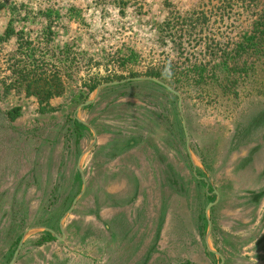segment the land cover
Wrapping results in <instances>:
<instances>
[{"label":"rangeland","instance_id":"rangeland-1","mask_svg":"<svg viewBox=\"0 0 264 264\" xmlns=\"http://www.w3.org/2000/svg\"><path fill=\"white\" fill-rule=\"evenodd\" d=\"M104 1L0 0V264H264V0Z\"/></svg>","mask_w":264,"mask_h":264},{"label":"water","instance_id":"water-1","mask_svg":"<svg viewBox=\"0 0 264 264\" xmlns=\"http://www.w3.org/2000/svg\"><path fill=\"white\" fill-rule=\"evenodd\" d=\"M134 80H150V81H153L161 86H163L164 88H166L169 92H171L172 94L176 95L178 97V106H179V109L181 111V116H182V125H183V128H184V132H185V135H186V141H187V146H188V150H189V153L190 155L192 156L193 155V152L190 148V138H189V133H188V128H187V125H186V120L184 118V114H183V101H182V95L181 93L176 90L173 86H171L169 83L157 78V77H154V76H138V77H130V78H126V79H123V80H115V81H111V82H108V83H104L100 86L97 87L96 89V92H95V96L98 95L99 91L101 90L102 87H105V86H110V85H117V84H120V83H124V82H128V81H134ZM93 102V99H89L87 100L85 103H83L80 107H83V106H86V105H89ZM81 160V158H80ZM78 168H79V171L81 172V175H82V179H83V182L85 184L86 182V178H85V175H84V172H83V168L81 167L80 165V162H79V165H78ZM85 190V186L84 188L82 189V192L73 200L72 202V206L69 208L68 212H71L80 195L83 193V191ZM216 193L218 194V191H216ZM215 202H210L207 207H206V214H207V218H208V225H209V230H208V235L210 234L211 232V229H212V221L209 217V211L211 209V207L214 205ZM45 229L47 231H49L50 233L54 234L55 236H57L58 238H62L60 237L54 230L50 229V228H47L45 227ZM23 244V239L21 240L20 244H19V247L17 248V250L15 251V254L13 256V258L11 259L10 263L9 264H14L15 260H16V257L19 253V249L20 247L22 246ZM215 254L219 255L221 257V263H223L224 261V258L222 257L221 253L216 251V250H213Z\"/></svg>","mask_w":264,"mask_h":264},{"label":"trees","instance_id":"trees-1","mask_svg":"<svg viewBox=\"0 0 264 264\" xmlns=\"http://www.w3.org/2000/svg\"><path fill=\"white\" fill-rule=\"evenodd\" d=\"M99 1H100V2H99ZM99 3H104V5H106V4H105L106 1H104V0H98V2H97L96 4L98 5ZM100 5H101V4H100ZM178 63H179V62H172V63H170V65L168 66V68H171V69H172L171 71L173 72L174 75H170V74H168V72H166V75H165L164 77L171 78V79H176L177 81L183 79L184 77H185V79L188 80V77H191V79H193L196 83L202 82V78H203V76H202L201 78H197V74L191 75L190 70H188V69L185 67L186 62H181V64H180L179 66L177 65ZM176 67H177L178 69L181 68L180 72L177 73ZM186 70H187V71H186ZM191 71H192V70H191ZM150 75L155 76V77H157V78L165 79V78L163 77L164 74L159 73V72H157V71H152V72L150 73ZM173 77H175V78H173ZM167 78H166V79H167ZM98 84H99L98 81H95L94 83L90 84V86H89V90L93 91V90L97 87ZM170 84H172V83H170ZM164 89H166V88H164ZM166 90H167V89H166ZM204 163H205V160H204ZM47 235L50 236V234H47ZM51 237H52V236H51Z\"/></svg>","mask_w":264,"mask_h":264},{"label":"flooded vegetation","instance_id":"flooded-vegetation-1","mask_svg":"<svg viewBox=\"0 0 264 264\" xmlns=\"http://www.w3.org/2000/svg\"><path fill=\"white\" fill-rule=\"evenodd\" d=\"M218 194H219V192H218Z\"/></svg>","mask_w":264,"mask_h":264}]
</instances>
